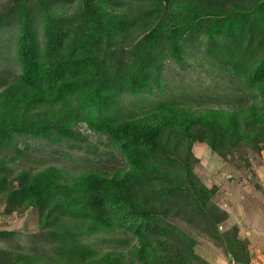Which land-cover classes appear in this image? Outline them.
Segmentation results:
<instances>
[{
    "label": "trees",
    "instance_id": "trees-1",
    "mask_svg": "<svg viewBox=\"0 0 264 264\" xmlns=\"http://www.w3.org/2000/svg\"><path fill=\"white\" fill-rule=\"evenodd\" d=\"M231 3L235 5L233 0H157L148 5L147 0L0 1V29H13L16 38V70L9 76L0 72V187L12 208H37L38 227L48 232L55 247L50 254H29L22 264H118L125 252L147 262L144 235L135 223L120 218L124 208L151 215L137 205L144 190L142 176L155 168V160L168 163L159 156L168 158L195 142L223 157L249 128L250 108L253 112L259 106L264 93V57L252 58L232 30L226 28L227 37L221 38L223 28L235 19ZM197 6L205 7L211 18L198 14ZM93 22L89 37L97 44L109 43L103 46L106 51L101 47L98 52L86 41V24ZM202 33L208 37L202 57L237 74L247 94L240 106L234 103L229 111H220L223 124L192 113L188 98L194 101V93L177 90L171 96L160 87V59L169 55L182 66L193 51L184 48L199 43L191 37ZM125 40L134 42L123 46ZM259 40L264 43V34ZM88 68L93 76H85ZM139 94L150 106L139 114L130 109L120 115L123 100ZM151 95L156 98L150 100ZM226 120L229 125L221 129ZM83 121L105 135L104 147L119 152L124 165L101 171L86 156L72 167L52 162L38 168L7 167L14 156L25 157L18 146L21 139L24 149L31 146L30 139H38L96 151L76 126ZM9 172L20 190L6 183ZM116 228L134 234V239L128 244L117 239L101 253L83 240ZM0 255L8 264L7 253Z\"/></svg>",
    "mask_w": 264,
    "mask_h": 264
},
{
    "label": "rangeland",
    "instance_id": "rangeland-1",
    "mask_svg": "<svg viewBox=\"0 0 264 264\" xmlns=\"http://www.w3.org/2000/svg\"><path fill=\"white\" fill-rule=\"evenodd\" d=\"M151 1L157 0H147V5ZM233 3L235 5L231 3L229 6H234L235 19L227 22L221 38L227 37L226 28L232 30L237 43L243 40L241 45L247 48L244 51L249 50L252 58L261 59L264 57V43L259 37L264 34V0H233ZM205 10V7H196L198 14L210 19L211 13ZM93 25L94 22L86 24V41L99 48L100 52L101 47L109 43L97 44L89 37L94 30ZM191 38L199 43L184 48L193 51L185 55L182 66L169 55L160 59V87L171 96L177 90L194 93V101L188 98L192 113L195 116L201 113L204 118L223 124L225 116L220 111H229L234 103L240 106L238 101H244L247 96L242 80H237V74L211 66L209 60L202 57L208 40L206 34ZM0 39L3 40L0 44V72L2 76H9L16 70L12 51L16 45L13 29L1 28ZM133 42L125 40L122 45ZM253 48L258 51L254 52ZM88 70L85 76L89 73L93 76V70ZM142 96H129L123 100L124 108L120 115L131 111L139 114L149 107L150 103H143L148 99ZM155 98L150 96V100ZM206 108L213 111L208 113ZM250 116L249 128L241 137L237 136L238 144L223 157L206 144L195 142L191 148L182 147L168 158H157L166 160L167 164L155 160V168L149 169V174L141 178L144 190L136 199L138 207L151 210V215H141L128 208H124L120 215L123 222L135 223L144 235L147 262L127 257L124 251V258L118 264H264V93L259 106L253 112L250 108ZM228 125L226 120L221 129ZM76 126L84 130L86 144L97 148L96 151L73 150L58 142L50 144L38 139H30L31 146L24 149L20 138L18 146L25 152V157L14 156V160L7 161V167L14 170L38 168L51 162L72 167L86 156L87 162L99 166L101 171L112 172L124 165L119 152L108 145L104 147L105 135L92 131L84 121ZM7 174L6 183L13 184L11 190H20L11 178L12 173ZM37 220L36 207L22 211L12 208L0 187V251L7 253L8 264H22L31 253L50 254L54 251L48 232L39 229ZM115 230L106 235L84 237L83 240L96 253H101L115 246L117 239L128 244L130 237H135L120 228ZM0 264H6L1 255ZM86 264H96V261H86Z\"/></svg>",
    "mask_w": 264,
    "mask_h": 264
}]
</instances>
